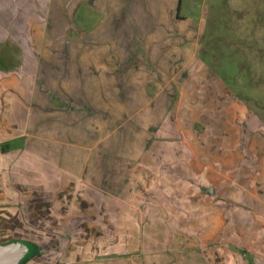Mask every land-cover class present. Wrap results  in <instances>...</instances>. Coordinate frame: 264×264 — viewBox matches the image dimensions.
Wrapping results in <instances>:
<instances>
[{"label":"rangeland","instance_id":"374dc122","mask_svg":"<svg viewBox=\"0 0 264 264\" xmlns=\"http://www.w3.org/2000/svg\"><path fill=\"white\" fill-rule=\"evenodd\" d=\"M174 1L0 0V99L13 98L1 111L0 138L39 115L20 153L0 165L36 238L45 230L21 212L40 211L59 190L60 171L24 160L32 147H56L68 169L78 163L96 188L107 182L142 208L136 214L158 243L152 250L171 264H264V135L258 126L236 143L217 117L227 119L233 92L252 120L261 81L220 41L229 32L226 0Z\"/></svg>","mask_w":264,"mask_h":264},{"label":"crops","instance_id":"0c3cea01","mask_svg":"<svg viewBox=\"0 0 264 264\" xmlns=\"http://www.w3.org/2000/svg\"><path fill=\"white\" fill-rule=\"evenodd\" d=\"M169 1L174 5V0ZM215 1L219 3L221 0ZM196 2L197 0H177L179 7L182 3L187 7L195 5ZM226 5L228 11L224 19L229 32L222 35L220 41L225 46L229 44L230 49L245 56L242 72L247 71L251 79L261 81L264 95V0H226ZM185 20L189 22L187 17ZM203 23L205 21L202 19L199 24V54L203 50L201 44ZM8 94L6 97L3 96L4 99H0V108H2L0 116L2 110H10V100L13 98L10 99ZM230 96L232 99L228 104L229 109L227 112L223 111L227 119L221 120L222 111L217 115L224 131L236 135L234 139L231 136L236 143L239 142V135L253 132L258 126L264 135V100L263 102L256 100L262 105L258 109H252L257 116V118L253 117L254 122L253 119L251 120L252 117H249L250 105L239 100L237 93L232 92ZM243 111L247 113L246 116L239 115ZM34 114L27 116L25 128L16 134L10 135V125L5 126L9 132L0 138V161L4 162L5 155L20 153L21 146L25 144V141L21 140L24 133L31 130L29 128L35 123L33 119L39 116L38 113ZM17 142L19 150H12ZM4 145L5 149L2 153ZM55 149L56 152L52 154L46 149L32 147L30 150L32 156L24 160L25 164H28L29 160H34L60 171L59 190L56 194L50 193L47 196L40 211L33 212L27 204L28 206L21 212L22 217H27L30 223L37 224L45 230L42 238H36L31 228L26 227L27 223L20 222V211L13 202L18 196L17 191L10 186V172L5 168L7 163L4 162L6 166L0 165V244L13 241L28 244L30 253L21 264H168V262L171 264L169 256L164 257L157 250H152L153 245L158 243L152 232H149L152 229L146 231L143 222L136 214L142 211L141 207L126 204L117 193L111 192L107 182L102 188H96L92 176L89 174L85 177L80 176L77 169H74L78 163L73 165L70 162L71 168L68 169L67 164H63L61 153H57L56 147ZM262 158L264 181V154ZM68 171H71L70 175ZM19 172L20 174L16 173V177L22 184L26 181L27 170L22 169ZM24 196L27 197V194L22 196L23 203H25ZM48 199L52 205H48ZM21 229L26 239L20 238ZM68 244L73 246L69 255L57 250L58 247ZM43 246L49 247L42 248Z\"/></svg>","mask_w":264,"mask_h":264},{"label":"water","instance_id":"95a60500","mask_svg":"<svg viewBox=\"0 0 264 264\" xmlns=\"http://www.w3.org/2000/svg\"><path fill=\"white\" fill-rule=\"evenodd\" d=\"M30 253V246L21 241L0 244V264H21Z\"/></svg>","mask_w":264,"mask_h":264},{"label":"trees","instance_id":"16d2710c","mask_svg":"<svg viewBox=\"0 0 264 264\" xmlns=\"http://www.w3.org/2000/svg\"><path fill=\"white\" fill-rule=\"evenodd\" d=\"M3 149H5V145H4V146H2V150H3ZM34 248H35V247H34ZM35 249H36V248H35ZM36 250H37V249H36ZM34 252H35V250H34Z\"/></svg>","mask_w":264,"mask_h":264}]
</instances>
